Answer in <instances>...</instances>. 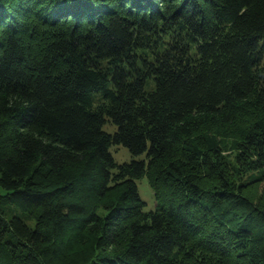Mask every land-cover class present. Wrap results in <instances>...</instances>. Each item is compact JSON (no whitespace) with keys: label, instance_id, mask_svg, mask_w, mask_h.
Segmentation results:
<instances>
[{"label":"trees","instance_id":"1","mask_svg":"<svg viewBox=\"0 0 264 264\" xmlns=\"http://www.w3.org/2000/svg\"><path fill=\"white\" fill-rule=\"evenodd\" d=\"M253 109L264 0H0V264H58L79 243L71 264H264V206L217 138L193 135ZM154 160L148 209L137 180Z\"/></svg>","mask_w":264,"mask_h":264},{"label":"rangeland","instance_id":"2","mask_svg":"<svg viewBox=\"0 0 264 264\" xmlns=\"http://www.w3.org/2000/svg\"><path fill=\"white\" fill-rule=\"evenodd\" d=\"M260 116H264V112L260 114L257 109H253L238 114L233 120L229 122H224L213 118H209L207 120H199L197 122L198 124L194 125L193 135L197 139H203V135L205 134L215 136L220 147L219 149L221 151L222 158L227 162V166L230 168L236 180L235 182L238 183L243 181V183L247 185V192L250 195L254 196L253 198L255 202L259 204L261 203L264 206V172L260 169H252L253 165L249 164L252 162L249 157V155H251L252 148L251 146H247L245 144L243 137L245 135V132L249 128L248 126L252 122L251 120H254L256 117ZM105 128L112 131L115 127L109 123L105 126ZM178 148L179 149H177L178 151L176 152V156L174 158L177 160H182L183 162L187 161V156L183 154V152L180 150V147ZM112 153L116 161L118 162L130 161L132 158L129 149L123 145L113 146ZM141 158H145L146 162H149L147 161L148 157L142 156ZM165 162L163 160H154L152 166L147 169L146 174H144L137 180L139 193L141 197L146 201V207L148 209L157 207V198L155 195L156 190L154 189L151 178H157L158 182L163 179L158 175L161 172L162 167H166ZM31 167H35L36 169L39 168L42 172L46 171V169L39 167L36 162L32 163ZM197 172L199 175L202 173L201 170H197ZM42 178L45 181H49V178L45 174L42 175ZM99 209L101 210L100 207L98 208V210ZM73 232L74 229L69 227L67 233H65L64 238L67 236H71ZM85 254H87V248L85 244L79 243L77 245L75 255H71L68 253L59 258L57 262L58 264H71L72 260L80 259V257ZM77 261H75V263Z\"/></svg>","mask_w":264,"mask_h":264}]
</instances>
